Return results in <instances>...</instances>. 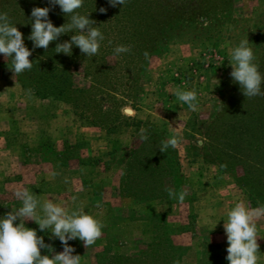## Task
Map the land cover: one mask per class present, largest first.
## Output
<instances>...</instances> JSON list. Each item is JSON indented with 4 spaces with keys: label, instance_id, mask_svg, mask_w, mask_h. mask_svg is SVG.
<instances>
[{
    "label": "rangeland",
    "instance_id": "obj_1",
    "mask_svg": "<svg viewBox=\"0 0 264 264\" xmlns=\"http://www.w3.org/2000/svg\"><path fill=\"white\" fill-rule=\"evenodd\" d=\"M220 8L208 19L192 9L190 22L156 42L131 102L89 105L86 116L93 114L99 126L82 116V105L76 108L52 96L32 95L10 69L1 68L0 203L9 211L20 207L14 196L20 186L40 199L45 193L77 196L82 184V209L101 219L105 227L102 237L88 249L82 242L81 264H97L96 254L106 247L105 256L117 264L138 258L143 251L148 254L154 227L161 221L171 228L169 244L180 249L175 252L182 264H198L205 243L219 246L226 259L227 213L240 200L249 207L252 204L247 190L237 184L242 171L220 173L207 163L202 137L194 135L191 127L195 123L199 130V122L207 126L229 119L257 99L261 102L254 107L264 109V96L247 98L233 82L229 60L230 50L249 39L255 62L264 73V0H228ZM84 67L82 60L71 67L76 90L90 88ZM177 88L196 91V111L177 100ZM142 129L147 140L141 139ZM150 134L160 135L163 141L178 135L180 140L171 148L176 153L173 165L162 171L155 184L147 176L152 165ZM153 142L158 155L161 143ZM140 147L142 154L133 156L131 151ZM31 175H40L38 181L32 183ZM168 188L177 194L186 191L183 203L170 198ZM257 224L258 264H264V217ZM150 260L147 257L145 264Z\"/></svg>",
    "mask_w": 264,
    "mask_h": 264
},
{
    "label": "trees",
    "instance_id": "obj_2",
    "mask_svg": "<svg viewBox=\"0 0 264 264\" xmlns=\"http://www.w3.org/2000/svg\"><path fill=\"white\" fill-rule=\"evenodd\" d=\"M223 4H228V0H126L124 5L115 7L110 5L109 0H84L83 7L77 11L84 15L90 13V19L96 21V26L105 37L101 41L98 55L87 57L75 45L71 55L56 53L57 43L68 41L75 35L74 31L66 33L57 41L51 42L47 50L36 48L30 56L33 61L32 69L16 75V79L32 95L39 98L52 96L76 108L82 105V116L94 126H99L101 122H97L93 114L86 116L89 105L98 106L109 101L114 105L131 102L140 88L139 74L146 65L145 52L149 55L156 42L165 41L170 38L171 33L180 30L183 23L190 22L188 16L189 12H194L192 9H198L200 14L208 19L207 17L221 12L223 9L220 6ZM34 7L51 5L49 0H0V13L8 14L12 23L24 34L25 44L30 50L33 49V42L28 36L32 31L31 12ZM100 8H106L107 11L101 13ZM49 19L59 27L66 24L70 17L56 5L50 11ZM119 45L130 46V52L117 55L114 49ZM109 59H113V63H109ZM80 60L85 63L84 74L90 83L88 90L74 88L71 67ZM11 63V58L6 61L3 54H0V69H9ZM260 102L259 99L256 102H247L238 115L229 119L216 120L207 126L199 122V125H202L199 130L195 123L191 127L194 135L202 137L201 149L207 153V163L218 167L220 173L228 174L236 169L242 171L237 184L247 190L253 208L264 205V109L254 107ZM196 123L198 124V121ZM190 124L191 122L188 127ZM149 138H152L149 140V163L152 165L148 167L150 174L147 176L152 184H155V180L163 175L162 171L173 165L172 157L176 153L169 147L167 152L160 151L157 155L153 141L161 143L162 137L150 134ZM142 151L140 147L131 153L137 156L142 154ZM139 160L138 158L137 161ZM153 187L155 185L151 188ZM151 192L153 193V190ZM0 204L2 214L5 215L9 210L6 205ZM159 224L154 227L156 233L152 242L147 245L148 254L143 251L140 252V257L123 259L121 262L145 264L146 258L150 257L148 264H182L180 255L175 252L180 249L169 244L171 228L165 221ZM108 252L106 247L103 254H96L97 264L102 263V256ZM164 252L165 254H161ZM42 254H48L47 250H42ZM105 258L104 264H117L112 258ZM198 264L227 262L219 246L205 243Z\"/></svg>",
    "mask_w": 264,
    "mask_h": 264
},
{
    "label": "clouds",
    "instance_id": "obj_3",
    "mask_svg": "<svg viewBox=\"0 0 264 264\" xmlns=\"http://www.w3.org/2000/svg\"><path fill=\"white\" fill-rule=\"evenodd\" d=\"M126 0H109L111 6L124 5ZM51 7H34L31 12V34L28 39L33 42V49L25 44L24 34L12 23L7 13H0V54L6 61L11 58L9 69L14 76L31 70L33 61L30 60L36 48L48 49L53 41H57L63 34L75 32L71 39L57 43L56 53L72 54L73 45L77 46L87 57L98 55L104 35L96 26V21L90 19V13L84 15L77 10L82 8L84 0H49ZM56 5L70 17L62 26H55L49 19V13ZM101 13L107 11L100 8ZM249 39H243L238 46L229 52L230 66L233 69L230 76L234 83L240 85L241 91L247 98L264 96V73L259 70L255 62L256 57ZM130 46L119 45L114 52L117 55L130 52ZM145 57L148 53L145 52ZM175 97L182 104H187L191 111L197 110V93L193 90L177 88ZM131 115V109L124 110ZM141 139L147 140L141 130ZM180 140L178 135L161 141L160 151L167 152L168 148H176ZM166 191L172 199L183 203L186 191L177 194L173 189ZM15 198L21 202L18 208H12L5 215L0 216V264H81V256L74 255L75 248L69 241L79 238L88 249L103 235L105 224L96 216L83 209L69 210L51 199L41 200L27 189L18 188L14 192ZM264 217V205L252 208L243 200L235 203L228 211L224 220L227 236L229 264H258V224ZM28 221H35L39 231L50 232V238H58L63 251L56 252L50 244H46L44 237L38 235V230L30 228ZM47 250L48 254H42ZM178 264V262H177Z\"/></svg>",
    "mask_w": 264,
    "mask_h": 264
},
{
    "label": "crops",
    "instance_id": "obj_4",
    "mask_svg": "<svg viewBox=\"0 0 264 264\" xmlns=\"http://www.w3.org/2000/svg\"><path fill=\"white\" fill-rule=\"evenodd\" d=\"M39 176H37V177H39ZM30 177L33 179L32 183H34L35 181H38L37 177H33L32 175ZM81 185H80L81 189L79 188L78 190H76L78 192L77 196L60 197V195H58L56 193H45L42 195V197L40 199L43 201V200L50 199L51 197L54 196L57 199L53 200V202L60 203L63 206H66L70 211L82 209L83 206H82V186ZM18 188H23V187L20 186ZM84 208H86V206H84ZM85 212H86V210H85ZM26 226H28L30 228L37 229L38 235L43 236L44 240L46 241V244L52 245V247L55 249L56 252H62L63 251V245H62L61 241L58 238H50L51 234L48 231L40 232L39 226H38V224L35 223V221H29ZM69 245L75 248V252L73 253L74 255H80L81 256V263H82V241H80L79 238H77L75 240L69 241ZM101 245H103V244H101Z\"/></svg>",
    "mask_w": 264,
    "mask_h": 264
}]
</instances>
